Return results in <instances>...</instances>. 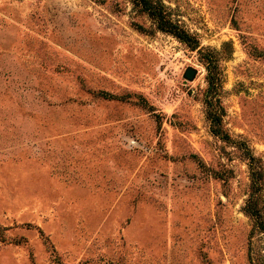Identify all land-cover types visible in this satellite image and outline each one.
Listing matches in <instances>:
<instances>
[{
	"label": "rangeland",
	"instance_id": "obj_1",
	"mask_svg": "<svg viewBox=\"0 0 264 264\" xmlns=\"http://www.w3.org/2000/svg\"><path fill=\"white\" fill-rule=\"evenodd\" d=\"M159 1L0 0V264H264V0Z\"/></svg>",
	"mask_w": 264,
	"mask_h": 264
},
{
	"label": "trees",
	"instance_id": "obj_2",
	"mask_svg": "<svg viewBox=\"0 0 264 264\" xmlns=\"http://www.w3.org/2000/svg\"><path fill=\"white\" fill-rule=\"evenodd\" d=\"M129 1L132 5V10L135 15L145 14L151 19V21L153 22V24L157 29L173 32L181 40H185L183 36V34L185 33L171 22L165 11V7L161 1L159 0H129ZM134 24L139 29L143 28L139 23H134ZM193 48H195L194 45ZM253 184L256 183L253 181ZM254 193L255 190L251 192L249 199L247 200L244 206V210L252 220V232L253 233L257 232L264 235V216L259 203V197Z\"/></svg>",
	"mask_w": 264,
	"mask_h": 264
},
{
	"label": "water",
	"instance_id": "obj_3",
	"mask_svg": "<svg viewBox=\"0 0 264 264\" xmlns=\"http://www.w3.org/2000/svg\"><path fill=\"white\" fill-rule=\"evenodd\" d=\"M195 74H196V70L192 67H188L184 71V77L187 79H192Z\"/></svg>",
	"mask_w": 264,
	"mask_h": 264
}]
</instances>
